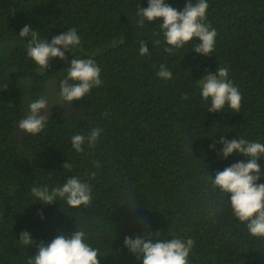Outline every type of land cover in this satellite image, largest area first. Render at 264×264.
<instances>
[{
	"label": "trees",
	"instance_id": "16d2710c",
	"mask_svg": "<svg viewBox=\"0 0 264 264\" xmlns=\"http://www.w3.org/2000/svg\"><path fill=\"white\" fill-rule=\"evenodd\" d=\"M186 2L165 0L179 10ZM208 4L205 23L217 38L205 56L194 50L198 39L166 52L162 21L139 25L138 9L149 0H0V264H28L41 242L78 229L98 250L99 264H143L124 243L137 236L153 243L191 238L190 264H264V238L248 233L231 195L211 183L218 171L248 162L239 153L225 159L221 138L264 144V0ZM26 25L49 43L75 28L81 43L45 70L27 54L31 37L19 35ZM141 41L148 55H140ZM112 42L115 48L95 55ZM75 56L97 63L102 84L80 101L57 104L59 81ZM161 65L171 79L157 76ZM219 67L242 94L239 112L227 105L208 111L201 79ZM42 97L54 104L44 130L21 132L27 104ZM94 128L102 129L96 145L85 142L77 152L72 136ZM258 163L257 183L264 184V157ZM73 177L91 187L89 206L44 205L32 193ZM25 231L30 246L20 242Z\"/></svg>",
	"mask_w": 264,
	"mask_h": 264
},
{
	"label": "clouds",
	"instance_id": "9594fccd",
	"mask_svg": "<svg viewBox=\"0 0 264 264\" xmlns=\"http://www.w3.org/2000/svg\"><path fill=\"white\" fill-rule=\"evenodd\" d=\"M208 8V0H195V3L193 0H187L183 10L166 4L165 0H149L147 8L138 9L139 25L143 26L145 20L149 22L161 20L165 42L170 46L165 48L168 53H172L173 48L182 49L198 39L202 43L195 44V52L210 56L215 49L217 31L205 23ZM19 35L21 38L31 37L27 45V54L45 70L49 68L50 60L53 58L66 61V53L75 54L77 46L81 43L75 28L54 36L51 43L48 40L41 41L38 33L30 25L24 26ZM139 53L141 56L149 54L147 42H140ZM157 76L168 80L172 78V73L166 66L161 65ZM228 77L229 70L226 67H219L217 74L208 73L201 79L202 97L205 101L211 100L209 112H221L226 105L234 112H239L243 97ZM52 84L57 88L56 81ZM101 84V69L97 63L91 58L79 59L75 56L70 62L67 77L59 81L57 104L71 105L75 101H80ZM27 107L28 115L19 121L18 128L21 132L34 136L44 130L49 121L51 107L43 97L30 101ZM101 132L102 129L94 128L87 137L80 134L72 136L73 148L77 152H82L85 142L89 147H94ZM220 143L223 144L222 155L225 159L233 153H239L247 157L248 162H238L223 171H218L215 178L211 177V183L214 188L220 189L228 196L231 195V210L238 221L246 226L248 233L253 237L264 238V184L257 183L261 179V166L258 161L264 157V144L249 142L242 138L239 141L221 138ZM211 147L214 149L215 145ZM68 167L70 165L66 163L64 168ZM32 193L44 205L61 200L73 208H79L87 207L92 202V189L89 184L75 177L68 179L63 187L51 191L47 187H33ZM58 197L60 199H57ZM85 239V231L78 229L70 238L60 235L51 243L41 242L38 245V254L29 259L28 264H99L98 250L86 243ZM32 240L27 231L21 233L20 242L23 245L30 246ZM124 243L131 253L142 259L143 264H190L189 257L195 242L191 238H172L153 243L150 237L137 236L135 239L125 237Z\"/></svg>",
	"mask_w": 264,
	"mask_h": 264
},
{
	"label": "rangeland",
	"instance_id": "374dc122",
	"mask_svg": "<svg viewBox=\"0 0 264 264\" xmlns=\"http://www.w3.org/2000/svg\"><path fill=\"white\" fill-rule=\"evenodd\" d=\"M117 44L118 43H116V42H112V43H110V44H108V45H105V46H103V47H101L100 49H98L96 52H95V55H100V54H103V53H105L106 51H108V50H110V49H112V48H115L116 46H117ZM54 94L56 93V92H53ZM53 103H50L49 105H52ZM53 106V105H52Z\"/></svg>",
	"mask_w": 264,
	"mask_h": 264
}]
</instances>
